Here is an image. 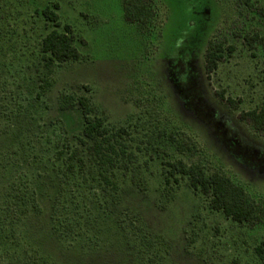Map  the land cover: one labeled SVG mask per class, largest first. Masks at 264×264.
I'll return each mask as SVG.
<instances>
[{
  "label": "rangeland",
  "instance_id": "1",
  "mask_svg": "<svg viewBox=\"0 0 264 264\" xmlns=\"http://www.w3.org/2000/svg\"><path fill=\"white\" fill-rule=\"evenodd\" d=\"M151 1L142 27L122 0H0V264H264V220L233 222L186 176L166 185L163 166L200 163L264 205V133L239 119L264 102V18L235 0ZM54 4L81 59L47 72ZM217 40L234 49L207 76ZM79 97L108 129L110 161L82 135Z\"/></svg>",
  "mask_w": 264,
  "mask_h": 264
},
{
  "label": "trees",
  "instance_id": "2",
  "mask_svg": "<svg viewBox=\"0 0 264 264\" xmlns=\"http://www.w3.org/2000/svg\"><path fill=\"white\" fill-rule=\"evenodd\" d=\"M239 5L248 8L259 16L264 18V8L256 6L255 0H235ZM123 15L126 22L147 26L155 16L154 7L151 0H122ZM59 9L58 4L53 7L47 6L42 10V16L48 22H52L56 27H60L61 22L56 12ZM63 31L56 29L47 33L41 40V52L47 72H50L54 64H63L67 62H77L81 59V53L74 45L75 37L70 25H63ZM257 36V35H255ZM249 49H252L249 36L243 38ZM234 47L227 45L226 41H210L205 51L204 72L210 76L217 69L218 63L222 62L225 55H230ZM41 94L44 93L50 84L43 81ZM219 101L231 109H237L238 101L225 97L223 92L215 93ZM71 97H64L61 105L62 109L72 106ZM77 106L80 108L83 118L82 135L89 140L93 154L100 156L105 162L111 160V152H114L113 144L110 142L108 129L104 127L103 119L92 116L90 101L86 97L77 99ZM241 121L249 124L257 133H264V102L260 107L244 111L239 114ZM124 128H119L116 133H123ZM179 151L186 150L185 145L177 143ZM104 151L109 152L105 154ZM164 183L168 185L170 179L178 182L177 174L186 176L193 191L200 193L208 199L209 208L214 211H220L224 216L230 218L239 225L254 226L264 220V205L258 203L250 197L245 189L234 182L228 175L222 172L206 173L200 163L187 164L183 161H167L163 163ZM105 183H109L106 177H103ZM256 256L264 262V242H261L255 248Z\"/></svg>",
  "mask_w": 264,
  "mask_h": 264
}]
</instances>
